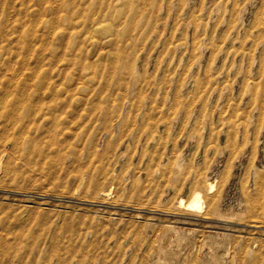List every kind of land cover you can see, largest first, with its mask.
I'll return each mask as SVG.
<instances>
[{
	"label": "rangeland",
	"instance_id": "374dc122",
	"mask_svg": "<svg viewBox=\"0 0 264 264\" xmlns=\"http://www.w3.org/2000/svg\"><path fill=\"white\" fill-rule=\"evenodd\" d=\"M0 264H264V0H0Z\"/></svg>",
	"mask_w": 264,
	"mask_h": 264
},
{
	"label": "bare ground",
	"instance_id": "6f19581e",
	"mask_svg": "<svg viewBox=\"0 0 264 264\" xmlns=\"http://www.w3.org/2000/svg\"><path fill=\"white\" fill-rule=\"evenodd\" d=\"M110 10V9H109ZM245 55V54H244ZM211 77V76H210ZM204 183V182H203ZM258 184V183H257ZM206 188H207V190L208 191H210V190H212L213 189V184L211 183V182H209V181H206ZM196 190V189H195ZM206 190V189H205ZM206 190V191H207ZM196 192V191H195ZM198 192V191H197ZM101 194V193H100ZM195 194V193H194ZM108 199V198H107ZM106 199V200H107ZM201 195L199 194V193H196L194 196H192V199L189 201V203H188V205H187V207L188 208H192V209H199L200 208V203H201ZM103 200V199H102ZM177 200V199H176ZM179 200H180V198H179ZM178 201V200H177ZM183 201L184 200H180V201H178L179 202V207H181L182 206V204H183ZM209 202V201H208ZM178 205V204H177ZM184 205V204H183ZM209 205H210V203L208 204V209H209ZM186 206V205H185ZM185 206H182V207H185ZM210 209H211V207H210ZM210 209H209V211H210ZM159 212V211H158ZM164 212V211H163ZM161 214V213H160ZM207 219V218H206Z\"/></svg>",
	"mask_w": 264,
	"mask_h": 264
}]
</instances>
